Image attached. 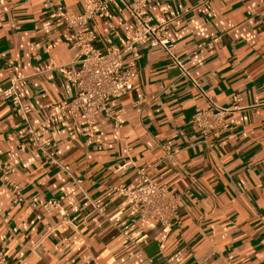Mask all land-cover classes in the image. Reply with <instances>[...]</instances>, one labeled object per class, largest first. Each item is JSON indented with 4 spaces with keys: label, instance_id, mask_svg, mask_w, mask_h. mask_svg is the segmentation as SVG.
<instances>
[{
    "label": "crops",
    "instance_id": "1",
    "mask_svg": "<svg viewBox=\"0 0 264 264\" xmlns=\"http://www.w3.org/2000/svg\"><path fill=\"white\" fill-rule=\"evenodd\" d=\"M87 1L0 0V87L14 76L29 107L24 120L0 98L7 262L264 264V0H152L148 15L164 22L161 36L194 83L159 46L141 41L137 58L121 63L137 72L133 89L110 99L111 115L96 114L90 126L68 108L49 116L74 91L46 69L77 66L79 50L58 14L77 15ZM120 20L112 7L92 20L93 47L116 48L126 37ZM212 104L235 109L224 118L229 129L206 138L208 147L190 116ZM1 166L11 170L19 201ZM139 167L179 198V222L165 233L110 190L135 184ZM48 199L64 214L44 210Z\"/></svg>",
    "mask_w": 264,
    "mask_h": 264
},
{
    "label": "built area",
    "instance_id": "2",
    "mask_svg": "<svg viewBox=\"0 0 264 264\" xmlns=\"http://www.w3.org/2000/svg\"><path fill=\"white\" fill-rule=\"evenodd\" d=\"M152 0H88L82 11L77 15H69L60 12L65 27L73 36V45L79 50V58L76 67L72 62L52 65L46 69H54L61 73L64 80L73 88L72 98L64 104H54L49 116L55 111L68 108L73 115L82 119L87 126L94 122L95 115L101 113L111 115L109 101L118 98L133 89V81L137 77L134 68H122V58L125 55L135 59L138 56L136 45L141 41H148L152 46H159L168 58L178 67L182 76L188 77L192 83L183 59L176 57L171 50L169 42L161 36L164 22L153 20L147 13V5ZM109 7H112L120 16V28L126 34L124 38H118L116 48L98 50L93 47L95 34L90 28V22L102 18ZM60 8L58 7L57 10ZM216 38L206 42L209 45ZM202 43L196 47L199 50ZM193 52L188 55H192ZM16 78L13 76L11 83L6 87H0V98L8 100L13 106L18 107L24 120L27 118L29 107L22 104L20 95L15 87ZM235 108H224L212 104L209 109L194 108L190 116L191 123L196 127L200 136V142L206 146L211 145L206 141L208 136H215L229 127L224 122L227 114ZM46 121L41 123L44 126ZM34 140H37L34 130H29ZM65 168V167H64ZM11 170L1 166L2 178L13 190L16 199H21L19 188L8 181L7 173ZM138 181L135 184L123 186L120 184L110 186L113 195L122 196L131 200L138 215L156 221L163 233L178 224V196L171 194L163 185H157L150 180L144 168H136ZM44 210L56 209L63 215L64 210L58 205L57 200L48 199L42 204ZM0 264H9L0 250Z\"/></svg>",
    "mask_w": 264,
    "mask_h": 264
}]
</instances>
